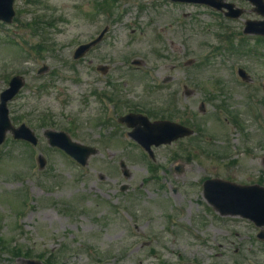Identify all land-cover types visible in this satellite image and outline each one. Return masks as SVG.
<instances>
[{
    "label": "rangeland",
    "instance_id": "374dc122",
    "mask_svg": "<svg viewBox=\"0 0 264 264\" xmlns=\"http://www.w3.org/2000/svg\"><path fill=\"white\" fill-rule=\"evenodd\" d=\"M231 2L245 14L226 21L161 0H15L14 22L0 23V93L11 77L24 78V88L8 104L9 117L14 126L30 127L39 145L29 149L8 133L0 146V264H19L15 251L40 254L43 260L52 256L59 264H227V257L214 258L224 248L229 255L234 220L219 218L209 208L201 180L217 175L248 181L247 154L264 147V39L242 34L246 20L261 18L249 4ZM105 25L109 31L104 42L88 58L109 68L97 80L88 60L74 62L72 54ZM228 30L227 43L217 35H228ZM36 44L45 50L30 51ZM134 60L144 64L142 70H132ZM43 67L47 71L38 74ZM238 68L250 82L237 78ZM165 78L188 106L189 117L203 125L215 143L208 145L204 137L200 151L196 139H186L154 149L156 161L151 163L128 142L125 130L112 120L108 125L100 122L106 115V120L115 118L97 97L115 93L122 102L157 106L169 97L168 90L156 88ZM182 85L190 95H184ZM222 101L243 129L236 130L224 115L217 123ZM45 129L65 132L73 141L95 147L98 154L81 168L62 151L48 147ZM39 154L46 161L42 170L36 164ZM121 160L128 178L122 176ZM228 162H235L239 171ZM174 166H183L179 175H174ZM121 185L126 191H120ZM171 188H177L175 195ZM178 205L188 229H168L172 234L166 235L165 217ZM145 220L147 228L141 231L156 232L165 243L153 244L149 236L151 243L143 246L132 225ZM217 229L224 248L214 244Z\"/></svg>",
    "mask_w": 264,
    "mask_h": 264
},
{
    "label": "water",
    "instance_id": "95a60500",
    "mask_svg": "<svg viewBox=\"0 0 264 264\" xmlns=\"http://www.w3.org/2000/svg\"><path fill=\"white\" fill-rule=\"evenodd\" d=\"M14 0H0V21L10 23L14 12L12 4ZM183 1V0H174ZM255 7L256 12L264 16V3L262 0H249ZM188 2L201 3L202 0H188ZM231 10V6H227ZM232 17H238L241 12L239 10L231 11L229 13ZM245 34H256L264 36V21L252 22L247 21L245 23ZM88 46L79 48L75 53V58L80 57ZM242 73V72H241ZM23 81L19 77H14L10 83L9 88L0 95V144L4 141L6 132L10 131L15 139L28 140L32 143H36V139L33 134L25 126H20L15 129L10 125L8 119V111L6 103L11 100L18 91L22 88ZM129 115L122 119V121L128 122V126H133L135 129L130 136L141 143L146 150L150 151V146H158L160 144L170 143L171 141L188 134L189 132L181 129L175 125L168 123L149 124L145 119H141L144 122V127L140 128L135 126L137 121ZM49 140V144L52 147H58L62 149L69 156L74 158L81 165H86L88 157L94 154L96 151L71 142L66 134L55 133L48 131L45 133ZM150 155L151 152H149ZM257 190V192L255 191ZM219 191V193H217ZM249 191L252 194L248 193ZM205 198L215 208L219 209L222 214H243L246 217L256 220L259 223H264V189L250 188L246 192L245 189L231 186L228 183L218 181H208L205 184ZM258 198H262L261 203ZM26 264H36L32 261H27Z\"/></svg>",
    "mask_w": 264,
    "mask_h": 264
},
{
    "label": "flooded vegetation",
    "instance_id": "af4514ba",
    "mask_svg": "<svg viewBox=\"0 0 264 264\" xmlns=\"http://www.w3.org/2000/svg\"><path fill=\"white\" fill-rule=\"evenodd\" d=\"M95 48L91 50V54H94ZM90 54V55H91ZM94 58H90L88 60V64L95 68L98 65V62H94ZM171 80H167V86L169 85ZM169 90L173 91L172 87H168ZM147 98V97H146ZM153 101H157L156 98H151ZM138 101H141V98H137ZM160 101L165 103V107L162 108V105L160 103L157 104H143L141 102H133L130 103L128 101L125 102V106L123 108V112L125 114L127 113H135V114H141L150 121H162V120H168L176 122L179 125L182 126H188V124L192 125H198V123H195L192 118L189 117V108L186 106V103L182 105V99L181 97H165L164 101L160 99ZM202 105V104H201ZM200 105V108H201ZM155 106V107H153ZM204 105H202L203 108ZM117 109V107L115 106ZM201 108V111L204 112V109ZM118 110V109H117ZM124 130L126 129L125 126L119 125ZM127 130V129H126ZM188 138L181 139L177 141L176 143L172 145H178L185 141ZM135 144V143H132ZM136 145V144H135ZM171 146V145H170ZM168 146V147H170ZM247 163L248 166L246 167L247 172L249 173V180L248 181H238L234 178H226L228 181L232 183H236L241 186H250V185H258L261 187H264V147L259 146L257 148L251 149L247 154ZM231 165V169L234 171H239L237 168V164L235 162H228L227 166ZM178 171L177 168L173 170L174 175H177L175 172ZM214 178H217V175L214 176ZM205 178H203L201 181H203ZM177 193V192H176ZM173 213H168L166 215V222L165 226L163 228L164 233L166 235L172 234L168 231V229H178L184 230L188 229L185 227L181 220L174 221L173 219L175 217L181 218L182 211H171ZM174 213L177 214L174 216ZM217 214V213H216ZM219 218L220 215L217 214ZM232 220V231L229 233L230 239H229V248L231 252L229 255H221L218 254L217 258L218 261L221 258H225V261L227 264H264V231L261 233V228H258L250 221H247L245 219L239 218V217H231ZM219 221V219H217ZM148 221H142L137 223V227H135V230L140 233L139 237H144L147 241V244L151 243V240H148L149 236H152V243L153 244H163L165 241L157 234L156 232H150L147 234L145 231H141V227L147 228ZM219 231V229H217ZM215 231V237L213 238V241H217L215 244H220V231ZM203 239L205 243H208V240L203 236ZM224 256V257H223Z\"/></svg>",
    "mask_w": 264,
    "mask_h": 264
}]
</instances>
